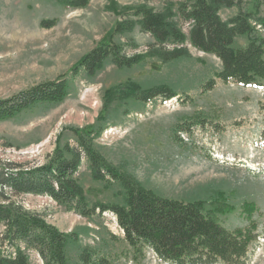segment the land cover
I'll return each instance as SVG.
<instances>
[{
  "label": "rangeland",
  "instance_id": "obj_1",
  "mask_svg": "<svg viewBox=\"0 0 264 264\" xmlns=\"http://www.w3.org/2000/svg\"><path fill=\"white\" fill-rule=\"evenodd\" d=\"M182 1L89 0L85 7L69 8L58 0H0V98L60 75L68 81L67 96L60 103L36 105L0 120V176L46 163L56 147L78 146L76 128L93 129L92 144L106 161L153 193L205 205L226 200L233 211L218 220L228 230L247 224L243 204L254 203L258 237L246 264H264V80L261 87L215 80L214 87L205 90L221 69L216 56L186 42L188 56L165 61L161 53L172 44H157L138 25L113 40L126 55L145 54L142 63L120 68L107 60L94 75L71 72L85 53L108 38L128 10H175ZM241 1L245 10L255 2ZM238 11L236 6L222 7L219 14L227 20ZM53 18L58 20L54 26L40 25L42 19ZM177 21L187 34L189 23ZM246 42V35H238L234 46ZM128 82L142 91L167 85L176 96L145 103L131 96L106 103V90ZM181 122L187 131L176 127ZM74 176L89 203L122 201L117 183L105 185L92 177L84 153ZM4 195L6 201L72 235L66 244L68 264H78L84 249L108 257L111 264H167L151 250L135 257L110 211L84 217L46 195L8 189ZM10 250L0 225V252ZM26 254L31 264H43L34 251Z\"/></svg>",
  "mask_w": 264,
  "mask_h": 264
},
{
  "label": "trees",
  "instance_id": "obj_2",
  "mask_svg": "<svg viewBox=\"0 0 264 264\" xmlns=\"http://www.w3.org/2000/svg\"><path fill=\"white\" fill-rule=\"evenodd\" d=\"M58 1L64 7L82 8L89 0ZM233 6L239 11L223 20L219 10ZM124 15L126 18L115 23L108 38L85 53L73 66V75L80 71L94 75L107 60L120 68L142 63L145 54L126 55L123 46L113 40L114 35L130 32L138 25L157 44H172L171 49L161 53L165 61L188 56L183 47L186 42L201 52L216 56L221 69L207 81L205 90L212 89L215 80L261 87L264 80V0H255L251 10L243 9L241 0H186L180 2L175 10L170 6L160 11L144 6L130 9ZM177 18L189 23L187 34L179 26ZM57 21V18L42 19L40 25L48 28ZM238 35L247 36L242 47L234 46ZM67 90L68 81L60 75L2 97L0 120L14 118L36 105L60 103L67 96ZM105 95L106 103L131 96L145 103L156 97L170 100L176 93L167 85L142 91L137 83L128 82L106 90ZM183 125L181 122L176 127L187 131L188 127ZM92 130L76 128L74 134L78 146L64 144L56 147L42 165L0 176V225L5 227V238L12 249L0 252V264H31L27 250L37 253L43 264H68L66 244L72 237L38 215L6 201V189L15 194L46 195L84 217L112 212L123 230L124 240L137 258L142 257L145 250H151L159 261L167 264H246L248 250L258 237V224L252 219L258 210L254 203L243 204L241 214L248 219L247 224L228 230L218 220L219 215L233 211L226 200L205 205L202 202L185 203L153 193L106 161L92 144ZM83 153L94 179L103 181L105 185L117 183L120 186L118 194L123 195L120 203L87 201L74 176ZM78 264H111V261L94 250L84 249Z\"/></svg>",
  "mask_w": 264,
  "mask_h": 264
}]
</instances>
